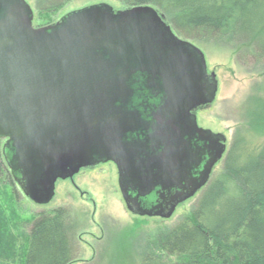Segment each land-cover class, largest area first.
Instances as JSON below:
<instances>
[{"label":"water","instance_id":"obj_1","mask_svg":"<svg viewBox=\"0 0 264 264\" xmlns=\"http://www.w3.org/2000/svg\"><path fill=\"white\" fill-rule=\"evenodd\" d=\"M33 18L0 0V140L19 189L45 205L58 179L111 161L132 214L170 218L226 154L225 135L197 124L218 88L202 50L152 5Z\"/></svg>","mask_w":264,"mask_h":264},{"label":"rangeland","instance_id":"obj_2","mask_svg":"<svg viewBox=\"0 0 264 264\" xmlns=\"http://www.w3.org/2000/svg\"><path fill=\"white\" fill-rule=\"evenodd\" d=\"M33 9L34 25L51 24L71 11L105 2L114 9L128 7L120 0H25ZM56 7L51 13L48 7ZM182 37V36H180ZM205 55L208 72L218 82L214 101L196 109L197 123L223 133L226 152L256 153L264 141V58L230 37L201 35L185 38ZM2 141V140H1ZM226 155V154H225ZM222 162L212 172H222ZM117 169L108 161L81 168L71 179H58L52 200L38 205L15 183L0 178V264H22L29 224L39 212L63 209L74 250L71 264H140L148 252H158L159 236L189 215L200 194L179 204L170 218L137 216L121 196Z\"/></svg>","mask_w":264,"mask_h":264},{"label":"trees","instance_id":"obj_3","mask_svg":"<svg viewBox=\"0 0 264 264\" xmlns=\"http://www.w3.org/2000/svg\"><path fill=\"white\" fill-rule=\"evenodd\" d=\"M120 1L154 6L179 36L239 39L264 58V0ZM2 146L0 140V178L13 186ZM221 170L199 191L192 212L159 236L158 252L146 253L140 264H264V141L252 154L230 148ZM74 260L63 209L37 213L22 264Z\"/></svg>","mask_w":264,"mask_h":264},{"label":"flooded vegetation","instance_id":"obj_4","mask_svg":"<svg viewBox=\"0 0 264 264\" xmlns=\"http://www.w3.org/2000/svg\"><path fill=\"white\" fill-rule=\"evenodd\" d=\"M59 19H60V18H59ZM54 22H55V21H54ZM45 25H47V24H45ZM35 26H43V25H35ZM200 107H203V106H200ZM198 108H199V107H198ZM198 108H197V109H198ZM197 124H198V123H197ZM198 126H199V124H198ZM200 127H201V126H200ZM2 142H4V141L2 140ZM110 162H111V161H110ZM221 162H222V160H221L220 162H218V163H221ZM102 163H103V162H101V163H99V164H97V165H100V164H102ZM112 163H113V162H112ZM218 163H217V164H218ZM217 164H216V165H217ZM216 165H215V166H216ZM115 166H116V165H115ZM215 166H214V167H215ZM214 167H213V169H214ZM116 169H117V168H116ZM212 172H213V170H212ZM211 175H212V174H211ZM117 176H118V174H117ZM117 180H118V179H117ZM117 182H118V181H117ZM198 193H199V192H198ZM198 193H197V194H198ZM197 194H196V195H197ZM130 213H131V212H130ZM137 216H138V215H137ZM146 217H148V216H146Z\"/></svg>","mask_w":264,"mask_h":264}]
</instances>
